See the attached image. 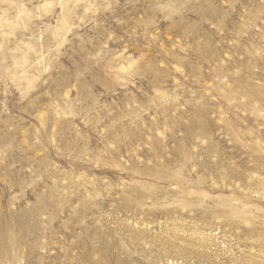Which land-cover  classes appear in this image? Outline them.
<instances>
[{"label": "rangeland", "instance_id": "rangeland-1", "mask_svg": "<svg viewBox=\"0 0 264 264\" xmlns=\"http://www.w3.org/2000/svg\"><path fill=\"white\" fill-rule=\"evenodd\" d=\"M0 264H264V0H0Z\"/></svg>", "mask_w": 264, "mask_h": 264}]
</instances>
